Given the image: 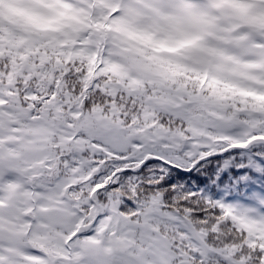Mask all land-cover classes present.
<instances>
[{"label": "snow or ice", "instance_id": "obj_1", "mask_svg": "<svg viewBox=\"0 0 264 264\" xmlns=\"http://www.w3.org/2000/svg\"><path fill=\"white\" fill-rule=\"evenodd\" d=\"M5 6L0 264H264V0Z\"/></svg>", "mask_w": 264, "mask_h": 264}, {"label": "trees", "instance_id": "obj_2", "mask_svg": "<svg viewBox=\"0 0 264 264\" xmlns=\"http://www.w3.org/2000/svg\"><path fill=\"white\" fill-rule=\"evenodd\" d=\"M4 1L6 2V0H4ZM12 15H13V12L9 8L6 7V9L3 8V10L0 9V18H3L5 16H12ZM242 171H250V170L245 169V170H242ZM250 174L253 175V173H250ZM241 203L243 204L244 202H241Z\"/></svg>", "mask_w": 264, "mask_h": 264}, {"label": "rangeland", "instance_id": "obj_3", "mask_svg": "<svg viewBox=\"0 0 264 264\" xmlns=\"http://www.w3.org/2000/svg\"><path fill=\"white\" fill-rule=\"evenodd\" d=\"M254 181L257 182L258 180H255V178H254ZM249 188L250 187H248V186H244L243 187L244 190H248ZM230 204H234L235 205V204H242V203L240 201H233Z\"/></svg>", "mask_w": 264, "mask_h": 264}]
</instances>
